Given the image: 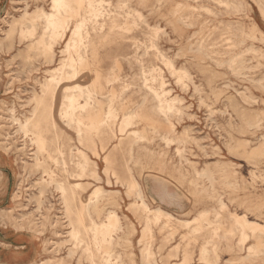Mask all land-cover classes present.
<instances>
[{"label": "rangeland", "instance_id": "374dc122", "mask_svg": "<svg viewBox=\"0 0 264 264\" xmlns=\"http://www.w3.org/2000/svg\"><path fill=\"white\" fill-rule=\"evenodd\" d=\"M49 1L0 0V45H2L0 48V132L8 139V145L5 148L0 146L1 229L33 235L42 248L40 259L54 257L51 264H56L57 259H63L66 264H87L83 256V249L81 247L73 248L69 240L68 231L71 228L72 221L66 213L64 214V205L59 192L55 188V182L49 185L47 182L48 175L45 172L43 173V171L49 169L53 171L54 179L56 180L70 184L76 181L82 182L83 188L76 190L74 209L79 208V199L86 200L89 197L95 185H101L105 189L119 190V192L111 193L109 196L100 198L95 204H92L90 206L91 218L85 217L82 221V226L89 227L92 223L100 224L105 220L104 215L109 210H114L120 215L125 226L132 224L135 227V231L122 236L121 239H118V244L113 247V251L120 253L125 263L175 264L178 262L182 257L181 252L179 251L176 256H169V253L173 245L180 243L181 234L185 229L177 230L173 239L165 242L162 239L163 233H160L156 226L153 227L154 235L151 249L155 253L157 262L147 263L142 260L141 248L143 243L138 242L142 225L140 214L129 209V202L134 199V196L128 197L125 193V187L115 182L113 175L111 177L113 183H106V176L103 173L105 167L104 156L106 155L110 156L112 167L121 179L132 178L138 183V188L144 191L145 200L151 208L159 206L178 219H191L199 210L211 209L215 205L214 200L203 198L200 195L198 191L200 185L191 182L194 169L202 171L208 168L216 171L218 178H226L231 184L235 182V187L229 184V186H224L222 189V192H224L223 199L230 208L232 207L230 198L236 196L238 198L244 192L249 198L255 199L258 195L259 204H262L260 209L264 210V147L262 148L264 142V88L260 86V84L264 85V41H262L264 36V13L255 0H241L244 6L238 11H227L212 0L171 1L172 4L174 2L180 3L179 8L182 13L192 14V18L195 20V24L192 25L169 23V13L173 8L169 4L159 11L150 12L149 7L145 5L152 0H131V9L141 11L146 16L147 22L151 27H161L163 33L157 38L158 49L167 56H175V53H179L180 56L176 57V65L178 67L184 66L190 73L191 81L184 79V83H181L176 82V79L169 75L165 69L163 71L166 88L170 89L169 96L178 97L179 99L177 105L182 111L180 118L172 117L170 120L171 124H169L166 121H158L149 115H147L149 119L135 117L134 123L129 126L124 136H121L120 141H123L122 148L115 147L119 139H111L107 143L106 148L96 157L86 147L84 141L83 143L78 141L75 130L59 117L58 105L62 96V91L59 89L53 106L55 125L49 127L47 132V139L44 143L46 150L38 155L42 156V163H40L41 165H33L31 164L33 163L31 155L32 152H35L36 145H30L28 137H25L23 132H20L18 124L11 120L9 110L12 108L13 114L20 120H24L26 116H29L33 107L32 103H27L30 100L29 98L32 93H39L41 83L45 81V78L49 75L48 73L59 64L63 57L60 50L64 45V41L54 44L53 57L51 59H46L42 55L39 45L36 46L34 43L40 35L41 25L37 27L36 34L32 37H22L19 33L21 28L30 25L28 20L21 19L22 13L25 10L32 13L34 9L40 6L48 10ZM117 1L110 0L114 6ZM237 27L243 31L244 41L240 47L245 49L252 46L260 52L259 54L244 53L247 68L242 73H233L225 63L218 66L211 63L207 65V60H201L197 64L195 61L188 59V56L191 55L188 49L190 42L194 44L195 41L203 37L210 47L216 50L225 49L232 39H239L233 35L234 31L236 33L235 29ZM125 35L133 37V42L135 38L144 39V33L135 30V28H132ZM230 37L232 38L231 40H229ZM9 42L14 44L11 46ZM131 44L132 41L129 40L122 45L131 46ZM10 46L14 48H10ZM6 47L9 48L6 49ZM98 51V65L102 75H106L112 69L118 78L113 84L109 85V88L108 85L104 84L102 78L105 89L100 91L97 97L104 102L106 96L114 92L111 87L116 90L122 81L132 82L137 78L135 74L138 72V66L135 63L129 65L119 55L122 53L121 48L114 41L99 44ZM24 57L27 58L25 59ZM8 59L10 60L8 61ZM145 61H153L160 66L159 60L151 52L145 56ZM20 66L23 67L21 68ZM93 78L94 74L90 73L83 77L82 82L90 83ZM115 93L118 94L119 91L116 90ZM241 93L250 96L249 99H243ZM121 94L123 100L120 104L122 103L123 107L119 110L118 119L114 127L118 126L123 113L136 110V104L141 99V92H134L133 89L124 91ZM103 106L104 103L101 107L103 108ZM141 111L144 114H148L146 107L141 109ZM100 113L102 115V111ZM255 115L259 118L258 122L251 124L249 121ZM131 130H137L143 138L139 140L133 138L131 140L129 135ZM170 131L174 135H181L186 132L192 139L180 144L171 143L165 148V154L159 157L157 153L164 149L163 141L160 140L159 135ZM129 140L132 142L131 148L126 143ZM95 143L100 146L97 137H95ZM177 147H181L183 157H179L176 154ZM78 148L84 150L87 156L95 161L96 171L99 176L97 179L90 176L78 178L70 175L74 168V161L79 157ZM62 158L65 160L69 172L63 170L60 162L56 163L53 160ZM23 161L27 163L25 171L20 167ZM179 164L182 165L181 171L175 169V166ZM153 177L162 178L168 188L160 187L157 181L152 180ZM41 181L44 184L43 186ZM19 182L18 191L20 195L18 194V197L13 200L12 195ZM39 182L42 187L39 186ZM150 184L153 187H157L159 195L165 194L169 196L172 194L170 190L175 191L181 198L180 207L172 210H167L163 207L159 201L150 195L148 191ZM45 189L46 191H44ZM32 199L34 200L33 202ZM38 207L40 208L38 209ZM123 214L127 218H124ZM249 217L253 218V216ZM41 223L42 225H40ZM83 237L89 242L91 235L86 234ZM58 245H60V248ZM72 251L75 253L73 252L71 255ZM196 251L197 248L195 246L192 248L193 260L191 264L196 263ZM68 253L70 254L68 255ZM228 257L227 253L222 254L220 264H225Z\"/></svg>", "mask_w": 264, "mask_h": 264}, {"label": "bare ground", "instance_id": "6f19581e", "mask_svg": "<svg viewBox=\"0 0 264 264\" xmlns=\"http://www.w3.org/2000/svg\"><path fill=\"white\" fill-rule=\"evenodd\" d=\"M130 1L131 0H118L117 4L114 6L110 0H50L48 10H45L41 6L34 9L32 13L24 9L25 11L22 13L21 19L28 20L30 25L21 28L19 33L22 37H32L36 34L37 27L41 25L40 35L34 43L36 46L39 45L38 47L41 49L42 55L46 59H51L53 57L52 50L54 44L64 41V45L60 50L63 57L59 64L48 73L49 75L45 78V81L41 83L39 93H32L29 98L30 100H28L29 102H27L32 103L33 105L31 114L27 111L30 115L26 116L24 120H20L13 114L12 108L10 110L8 109L10 111L11 120L18 124V128L21 130L19 131L23 132L25 137H28L30 145H36L35 149L37 151L35 150V152H32L31 161L33 163L31 164L39 165L42 163V156L40 157L38 155L46 150L44 143L47 139V132L49 127L55 125L53 106L59 89L62 91L61 100L58 105L59 117L63 122L75 130L78 141L80 143H83L84 141L86 147L96 157H98L106 148L107 143L111 139H119L118 143L115 144V147L122 148L123 141H120L121 136H124L128 131L129 126L134 123L133 120L135 117H145V119H149V116H152L158 121H166L169 124H171L170 120L172 117H177V119L180 118L182 111L177 105L179 99L178 97L169 96L170 89L166 88L163 71L165 69L169 75L176 79V82L181 83H184V79L191 81L190 73L184 66L178 67L176 65V57L180 56L179 53H175V56H167L158 49L157 38L163 33L161 27H151L147 22L146 16L141 11L131 9ZM171 1L173 0H152L145 6L149 7L150 12H156L163 7H167L169 4L170 6H173L169 13V23L182 25L195 24L192 14L182 13L179 8L180 3L174 2V4H172ZM212 1L218 3L227 11H238L244 6L241 0ZM255 1L264 13V0ZM132 28L143 32L144 39L135 38V41L133 42V37L126 36L125 34H128ZM235 30L236 33L234 31L233 35L237 36L239 39H232L230 37L229 40L232 39V41L225 49L216 50L215 48L210 47L206 42V39L203 37L195 41L194 44L193 42H190L188 49L191 55L188 56V59L195 61L197 64H199L201 60H207V65L211 63L218 66L225 63L233 73H242V71L247 68L245 65L244 53L252 52L254 54H259L260 52L252 46L242 49L240 45L244 41L243 31L239 27ZM7 31L9 32L8 29ZM11 40L14 41L13 38H11ZM129 40L132 41L131 46L122 45ZM112 41L119 45L122 51L119 55H121L129 65L135 63L138 66V72L135 74L137 78L134 81L121 82L119 88L116 89L119 91L118 94H116V90L111 87V90L114 92L106 96L103 102L97 97L98 93L105 89V86L102 83V78L104 84L108 85V88L109 85L113 84L118 78L112 69H110L106 75H102V71L98 65V47L99 44H106ZM262 41H264V36L262 37ZM12 44L14 43L11 42L9 45L12 46ZM1 46L2 45H0V48ZM11 46L10 48H14ZM8 48L9 47H6V49ZM150 52L159 60L160 66L153 61H145V56L149 55ZM24 58L26 59L27 57ZM34 59H36V57H34ZM9 60L10 59H8V61ZM20 67L22 68L23 66ZM90 73L94 74L93 80L90 83H83V77ZM260 86L264 88L263 84H260ZM131 89H133L134 92H141V99L136 104V110L123 113L118 126L116 125V127H114V124L118 119L119 110L123 107L122 103L120 104L123 100L121 98V93ZM196 91H194V93H196ZM193 94L191 95L193 96ZM241 97L246 100L247 98L249 99L250 96L241 93ZM103 103L104 106L102 108L101 106ZM29 106L27 105V107ZM145 107L147 108L148 114H144L141 111V109ZM100 111H102V115ZM257 117L258 116L255 115L249 122L251 124H256L259 119ZM215 125L217 126V124ZM129 135L131 140H133V138L138 140L143 138L137 130H131ZM0 136H2V138H0V146L5 148L8 145V139L6 136L2 135L1 132ZM95 137H97L100 146L96 145ZM159 138L163 141L164 145V149L157 153L159 157H162L165 154V148L171 143L180 144L191 141L192 139V137L186 134V132L181 135H174L172 134V131L160 134ZM194 142L196 143V141ZM126 143L131 148L132 142L129 140ZM263 147L264 142L262 148ZM176 154L179 155V157H183L181 147L176 148ZM78 156L79 157L74 161V168L70 175L78 178L90 176L97 179L99 176L96 171L95 161L91 160L87 156V153L80 148H78ZM3 158L8 160L5 157ZM53 160L56 163L60 162L63 170L68 171L66 162L63 158L60 160ZM104 162L105 167L103 173L106 176V183H113L111 181L113 175L115 182H118L125 187V193L127 196H134V199L129 202V209L134 212H139L140 214V222L142 225L141 235L138 242L143 243L141 248L143 261L147 263L157 262L155 259V253L151 249L154 235L153 227L156 226L158 231L163 233L162 239L165 242L173 239L177 230L182 228L185 229L181 234L180 243L173 245V248H171L169 253V256H176L179 251L181 252L182 257L175 264H191L193 260L192 248L195 246L197 251L195 259L196 263L194 264H220L221 256L224 253L229 255L225 264H264V210L260 209L262 204H259L260 200L258 195L254 199L247 197L243 192L242 196L238 198H236L237 196L232 197L230 198L232 203V207L230 208L223 199L224 192H222V189L224 186H229V184L235 187V182L231 184L226 178H218L216 176V171L208 168L203 169L202 171L194 169L191 182L200 185L198 188L200 195L203 198L214 200L215 205L211 209L199 210V212L191 219L181 220L159 206L151 208L145 200L144 191L138 188V183L134 179H121L118 176L116 170L112 167L109 155L104 156ZM26 164V161H23L20 166L23 171L27 168ZM206 165L208 166V164ZM175 169L181 171L182 165H176ZM44 172L48 175L47 182L49 185L50 183L55 182V188L59 192L61 201L64 205V214L66 213L72 221L71 228L68 231L69 240L71 241L73 248L81 247L83 249V256L86 259L87 264H127L122 260L120 253L113 251V247L118 244V239H121L122 236L135 231V227L132 224H127V226H125L122 223L121 216L114 210H109L104 215L105 220L100 224L92 223L89 227L82 226V221L85 217L91 218L90 206L92 204H95L100 198L109 196L111 193L119 192V190L105 189L101 185H95L89 197L86 200L79 199L80 206L79 208L74 209V202L77 195L76 190L83 188L82 182L76 181L72 184L64 183L54 179L52 170L46 169L43 173ZM152 180L157 181L160 187L165 189L168 188L162 178L153 177ZM43 185L44 184L42 183V186ZM19 186L20 182L17 184L15 187L16 190L13 192V200L18 197ZM39 186H41L40 182ZM44 187L46 188V186ZM44 191H46V189ZM159 196L163 198L167 195L162 194ZM33 201L34 200L32 199V202ZM35 201L37 202V200ZM39 208L40 207H38V209ZM249 216H253V218H250ZM123 217L127 218L125 214H123ZM40 225H42V223ZM69 225L68 222V226ZM86 234L91 235L89 242L83 237ZM64 242L66 243V241ZM58 246L60 248V245ZM73 252L74 251L71 252V255ZM69 254L70 253H68V255ZM53 258L54 257L40 259L32 264H51ZM56 264H66V262L63 259H57Z\"/></svg>", "mask_w": 264, "mask_h": 264}, {"label": "crops", "instance_id": "0c3cea01", "mask_svg": "<svg viewBox=\"0 0 264 264\" xmlns=\"http://www.w3.org/2000/svg\"><path fill=\"white\" fill-rule=\"evenodd\" d=\"M156 188L150 184L148 191L163 207L167 210L178 209L180 207L182 203L181 198L175 191L170 190L172 194L162 198L159 196ZM41 249V245L33 235L18 231L9 232L0 228V264H32L40 260Z\"/></svg>", "mask_w": 264, "mask_h": 264}]
</instances>
